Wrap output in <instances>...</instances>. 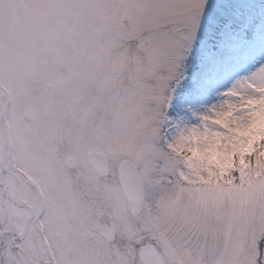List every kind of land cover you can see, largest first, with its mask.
Returning <instances> with one entry per match:
<instances>
[{
  "label": "snow or ice",
  "instance_id": "6c2138e0",
  "mask_svg": "<svg viewBox=\"0 0 264 264\" xmlns=\"http://www.w3.org/2000/svg\"><path fill=\"white\" fill-rule=\"evenodd\" d=\"M0 264H264V0H0Z\"/></svg>",
  "mask_w": 264,
  "mask_h": 264
}]
</instances>
